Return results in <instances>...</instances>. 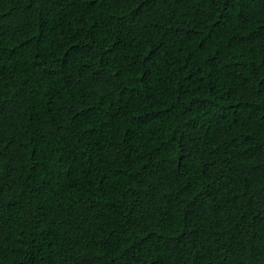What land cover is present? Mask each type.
I'll return each mask as SVG.
<instances>
[{"label": "trees", "instance_id": "trees-1", "mask_svg": "<svg viewBox=\"0 0 264 264\" xmlns=\"http://www.w3.org/2000/svg\"><path fill=\"white\" fill-rule=\"evenodd\" d=\"M0 264H264V0H0Z\"/></svg>", "mask_w": 264, "mask_h": 264}]
</instances>
